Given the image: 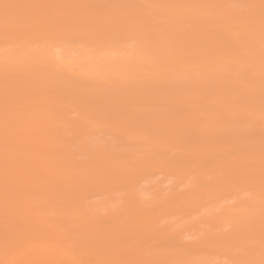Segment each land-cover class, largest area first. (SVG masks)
<instances>
[{
    "label": "rangeland",
    "instance_id": "374dc122",
    "mask_svg": "<svg viewBox=\"0 0 264 264\" xmlns=\"http://www.w3.org/2000/svg\"><path fill=\"white\" fill-rule=\"evenodd\" d=\"M87 1L96 8L95 12H115L112 15L117 20L123 19L125 12L133 10L134 6V0H120L116 5L112 3L114 0ZM143 1L152 3L156 0ZM243 1L226 0L230 9L227 22L217 15L212 19L215 28L213 30L232 19L250 17L257 21L263 15L259 11L251 13L256 8L254 2ZM39 2L0 0V23H13L17 27L0 35V58L7 59L4 60L8 69L15 68L20 61L34 58L30 53H23L28 57L25 60L20 59V49L24 41L29 39L26 35L29 27L23 30L21 24L26 18L35 19ZM79 2L83 1L72 0L70 5ZM163 2L166 3L165 0ZM70 5H67V1L60 4L63 9H68ZM111 9L114 11H110ZM45 13L42 27L48 29L50 26H63L64 19L58 18L56 21L53 14ZM151 26L150 22H146L143 32ZM261 36L264 37V34ZM61 38L64 37L53 38L54 41L50 44L51 55L56 60L54 64L70 66L74 75L80 74L86 68L87 72L94 75L106 57L135 63L139 66L140 76L156 69L144 64L141 57L125 51L123 43L120 42L123 37L118 35H109L105 42L98 41L95 44L88 40L71 41ZM246 42L244 39L242 44ZM240 57L242 62L251 63L254 53L247 49ZM230 65V62H225L221 66L222 70ZM130 77L131 79L127 78L124 82L123 76L114 77L111 73H105L99 84L91 88L90 99H95L106 109L115 108L122 103L121 92L128 88L133 90L131 97L136 106H139L146 96L139 86H152L153 81L146 79L140 82L139 77ZM9 80L8 75L2 77L0 97L9 89ZM256 81L246 78L240 84L244 87L242 92L250 96V101L257 94H264V84L257 81L260 86L256 88ZM123 84L128 87L125 88ZM215 84L211 78L205 77L201 88L190 92V101L202 100V89L215 88ZM230 86L221 90L214 89L204 95L208 98L219 96ZM162 87L168 94L153 107L158 113L157 117L165 121L166 126H175L186 121L189 124L186 130L191 132L196 118H201L204 126L214 123V118L210 116L209 108L205 105L197 107L186 102L173 111L169 110L168 98L171 94L168 85ZM38 94L37 90L32 93L35 96ZM152 95L158 96L155 92ZM50 101L47 106L34 108L27 101L15 102L8 99L0 104V113L5 106H9L12 108L13 117L19 119H9L6 130L0 132V143L7 146L5 149L0 148V264H264V203L241 201L240 198L251 195V190L241 192L240 186H237L245 176L228 180L227 184L232 187L231 192H219L212 181L205 186H195L192 183H181L177 178L166 174L139 180L136 190L126 176L110 179L109 175H104L106 167L103 160L106 157L103 155L95 157L93 153H82L71 156L58 153L55 157H47L42 155L40 148L33 150L30 143L21 146L15 143L14 137L7 136L11 128L21 126L23 130H28L45 117H52L45 119L46 122L61 118L63 114L56 112L45 116L46 111L59 109L57 102ZM148 107L142 106L143 109ZM216 110L222 115L221 109ZM241 112L238 106H234L228 115L220 116L219 121L224 123L234 119ZM173 114L174 118L170 119ZM128 115L126 113L115 126L111 125V132L129 130L133 118ZM242 132L241 125L235 127V136ZM57 136L61 137V134ZM84 139L85 136L77 135L74 141L82 143ZM180 139L172 138V141L177 142ZM126 140L134 150L126 155L114 153V159L118 163L137 155L141 157L147 150L133 135L126 137ZM34 141L50 150H61L65 146L62 139L49 142L46 135H40ZM98 145L113 149L116 146L109 135ZM226 145L227 140H221L214 145L213 151L221 152ZM233 150L235 157L240 158V147H234ZM182 151L185 152V149L182 148ZM14 156H20L23 163L10 162L17 159ZM145 165H158L166 172L175 165V160L166 158L154 163L148 161L132 168L141 169ZM215 168L205 166L195 170L192 177L203 175L208 178ZM156 183H159L162 191ZM199 195L206 198L199 200Z\"/></svg>",
    "mask_w": 264,
    "mask_h": 264
},
{
    "label": "bare ground",
    "instance_id": "6f19581e",
    "mask_svg": "<svg viewBox=\"0 0 264 264\" xmlns=\"http://www.w3.org/2000/svg\"><path fill=\"white\" fill-rule=\"evenodd\" d=\"M39 1L35 19L26 18L21 24L23 30L29 27L26 32L29 39L24 41L20 49V59L25 60L28 57L23 53H30L34 58L20 61L12 69L6 68V58H0V81L5 75L10 77L9 89L0 97V104L8 99L15 102L27 101L34 108L47 106L51 100L57 102L59 109L46 111L45 116L55 112L63 116L50 122L45 119L52 117H45L28 130H23L21 126L11 128L7 136L14 137L15 143L21 146L30 143L33 150L40 148L42 155L47 157H55L58 153L71 156L82 153H93L95 157L103 155L106 157L103 160L106 167L104 175H109L110 179L126 176L136 190L139 180L166 174L177 178L181 183H192L195 186H205L212 181L219 192H231L232 187L227 184L228 180L243 175L246 178L239 181L237 186H240L241 192L251 190V195L240 198L241 201L264 203V94L259 93L250 101V96L242 92L244 87L240 85L246 78L255 81L263 79L258 82L264 84V37L261 36L264 34V0L243 1L255 3L256 8L251 13L259 11L263 14L257 21L256 18L249 17L232 19L227 24L224 22H227L230 9L226 0H188L187 3L186 0H165L166 3L163 0L152 3L134 0L133 10L126 11L121 20L112 15L115 12H95L96 8L90 6L87 0L71 5L72 0ZM64 1L70 5L68 9L60 6ZM119 2L120 0L112 1L114 5ZM45 12L53 14L57 18L56 21L58 18L64 19L63 26H50L48 29L42 27ZM217 15L224 21L223 26L213 30L215 28L212 19ZM146 22H150L152 26L143 32ZM15 28L17 27L13 23H0V35ZM109 35L123 37L120 41L124 45L123 49L141 57L144 64L156 67L154 72L140 76L139 66L135 63L109 57L104 58L102 62L100 60L101 64L94 75L87 72V68L74 75L70 66L63 63L54 64L56 60L51 55L50 48L53 38L88 40L89 43L95 44L98 41L105 42ZM244 39L247 42L242 44ZM247 49L254 53L251 63L242 62L240 57ZM176 59L179 61L176 62ZM225 62H230L231 65L222 70L221 66ZM157 70L159 71L155 72ZM105 73H111L114 77L123 76L124 82L127 78L131 79V75L139 77L140 82L151 79L153 85L139 86L146 96L142 103L136 106L131 97L133 90L123 84L126 90L121 92L122 103L115 108L106 109L95 99H90L89 95L91 88L99 84ZM207 76L216 82L215 88L202 89V100L191 102L190 92L200 89ZM257 81L256 88H259ZM163 85H168L171 94L168 98L169 110L173 111L178 105L186 102H191L197 107L205 105L209 108L214 123L204 126V121L196 118L191 132L186 130L189 125L186 121L179 125L166 126L165 121L157 117L158 113L153 107L162 102L168 94ZM228 86V90L219 96L208 98L204 95L214 89L221 90ZM35 90L39 91L36 96L32 95ZM153 92L158 96L154 97ZM144 105L149 107L143 109ZM234 106L241 109V114L224 123L219 121L220 116L228 115ZM216 109H221L222 115ZM73 113L76 115H72ZM126 113L129 114L128 117L133 118L129 130L111 132L110 126H115ZM174 116L170 115V119ZM11 118L14 121L19 120L13 117L12 108L5 106L0 113V132L6 130V124H9ZM238 125L242 126L243 132L235 136L234 130ZM58 134H61V137L57 136ZM40 135H46L49 142L62 139L65 146L61 150H50L44 148L43 144L37 145L34 139ZM77 135L85 136L82 143L74 141ZM108 135L116 145L114 149L101 148L98 145ZM130 135L145 145L147 150L141 155L142 158L137 155L118 163L114 159V153L126 155L134 150L126 140ZM172 138L181 139L173 142ZM224 139L227 140L225 150L213 151L214 145ZM237 146L240 147V158L235 157L233 150ZM0 148L5 149L7 146L0 143ZM261 150L263 152H260ZM14 157L17 159L10 162L23 163L20 156ZM166 158L175 160V165L166 172L158 165L132 168L140 163H154ZM205 166L216 167L211 176L192 177L195 170ZM123 182L126 183L125 180ZM159 183L162 184L163 181ZM159 183L156 185L159 186ZM159 190L162 191L160 186ZM205 198L204 195L198 197L199 200Z\"/></svg>",
    "mask_w": 264,
    "mask_h": 264
},
{
    "label": "crops",
    "instance_id": "0c3cea01",
    "mask_svg": "<svg viewBox=\"0 0 264 264\" xmlns=\"http://www.w3.org/2000/svg\"><path fill=\"white\" fill-rule=\"evenodd\" d=\"M52 256L57 257V256H55V255H52Z\"/></svg>",
    "mask_w": 264,
    "mask_h": 264
}]
</instances>
